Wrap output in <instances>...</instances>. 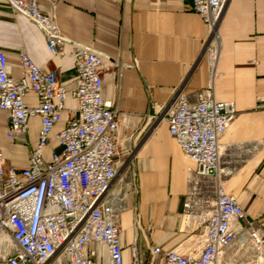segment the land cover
<instances>
[{"label": "built area", "instance_id": "2783aa9c", "mask_svg": "<svg viewBox=\"0 0 264 264\" xmlns=\"http://www.w3.org/2000/svg\"><path fill=\"white\" fill-rule=\"evenodd\" d=\"M9 2L13 13L41 29L54 56L71 47L75 78L68 89L57 68L37 65L25 51L19 53L21 73L15 76L0 47V109L8 113L7 136L28 145L29 120L40 118L26 167L5 171L0 149V264H103L105 257L107 264H125L121 215L137 184L134 176L126 184H115L121 166L119 110L102 95V54L67 37L36 0ZM227 2L192 0L193 11L208 29L200 54L208 85L192 97L179 92L162 104L152 102L157 119L167 124L184 156L195 163L180 215L187 244L165 252L156 246L154 255H163L165 264H231L229 253L243 235L248 240L244 250L264 259L253 223L220 182L219 140L237 113L233 102L217 100L214 87L221 50L217 29ZM69 92L73 107L55 134L57 147L46 159L44 149L63 120ZM29 93L37 96V105L26 104ZM131 252L129 264H144L136 243Z\"/></svg>", "mask_w": 264, "mask_h": 264}, {"label": "crops", "instance_id": "0c3cea01", "mask_svg": "<svg viewBox=\"0 0 264 264\" xmlns=\"http://www.w3.org/2000/svg\"><path fill=\"white\" fill-rule=\"evenodd\" d=\"M36 4L42 13L54 15L67 37L102 54V95L119 110L118 154L138 148L132 161L136 192L129 194L121 215L125 264L131 261L133 243L144 264H165L163 255H154L156 246L165 252L187 244L180 215L195 163L184 156L165 122L148 139L145 135L153 119L160 117L152 102L162 104L179 92L192 97L208 85L206 62L200 57L207 26L193 11L192 0H36ZM217 33L221 50L215 96L233 102L237 110L219 140L220 182L227 194L238 198L264 252V0H228ZM0 47L15 76L21 73L19 53L25 51L37 65L57 68L60 81L72 88L71 47L54 56L41 29L13 13L9 0H0ZM25 102L35 106L38 98L29 93ZM72 107L69 92L63 120L44 149L46 159L57 147L55 134ZM8 127V113L0 109L5 171L28 165L40 118L29 120L28 145L9 138Z\"/></svg>", "mask_w": 264, "mask_h": 264}, {"label": "rangeland", "instance_id": "374dc122", "mask_svg": "<svg viewBox=\"0 0 264 264\" xmlns=\"http://www.w3.org/2000/svg\"><path fill=\"white\" fill-rule=\"evenodd\" d=\"M160 119H153L154 122L152 127L147 131L148 133H146L145 138L148 139L151 136L152 130H154V128L160 123L159 121ZM150 122V121H149ZM148 122V123H149ZM137 147L136 149H132V148H128V151L125 154L122 155H117V159L120 162L121 166L119 169V175L117 180L115 181V184L117 183L118 185L121 184H126L130 181V179H132L133 177V168H132V161L135 160V156H136V152H137ZM247 238L245 235H243L236 247L231 250L230 252L236 250L239 248L240 245H242L243 248H240L238 251V255L236 256V260L234 261V264H264V259H261L259 261V259L253 255H249L246 250H244V248H246V244H247Z\"/></svg>", "mask_w": 264, "mask_h": 264}, {"label": "bare ground", "instance_id": "6f19581e", "mask_svg": "<svg viewBox=\"0 0 264 264\" xmlns=\"http://www.w3.org/2000/svg\"><path fill=\"white\" fill-rule=\"evenodd\" d=\"M242 245H243V244H242ZM242 245H240L238 249H236V250L232 251L231 253H229L230 258L233 260V261L231 262V264H234V261L236 260V256L238 255V251H239V249H240V248H243Z\"/></svg>", "mask_w": 264, "mask_h": 264}]
</instances>
